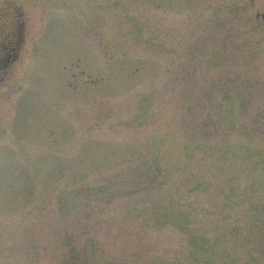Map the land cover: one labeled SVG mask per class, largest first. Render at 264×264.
I'll use <instances>...</instances> for the list:
<instances>
[{
	"label": "rangeland",
	"instance_id": "obj_1",
	"mask_svg": "<svg viewBox=\"0 0 264 264\" xmlns=\"http://www.w3.org/2000/svg\"><path fill=\"white\" fill-rule=\"evenodd\" d=\"M0 264H264V0H0Z\"/></svg>",
	"mask_w": 264,
	"mask_h": 264
}]
</instances>
